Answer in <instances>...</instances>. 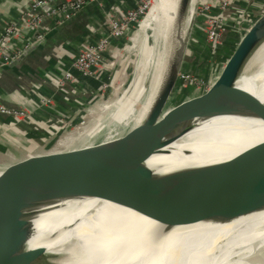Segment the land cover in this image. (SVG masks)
I'll list each match as a JSON object with an SVG mask.
<instances>
[{
  "label": "water",
  "instance_id": "95a60500",
  "mask_svg": "<svg viewBox=\"0 0 264 264\" xmlns=\"http://www.w3.org/2000/svg\"><path fill=\"white\" fill-rule=\"evenodd\" d=\"M192 3L196 10L198 0L177 3V15L167 29L170 42L162 80L139 125L135 126L136 118L150 90L138 109L132 105L116 120L117 127L96 143L30 153L0 164L1 171H8L0 179V250L27 248L33 232L32 210L52 198L82 184H102L108 193L113 184L152 175L155 169L147 161L192 129L196 120L236 115L264 121V103L237 85L264 44V2L185 70L192 23L186 32L184 29ZM52 5L55 3L44 9ZM35 46L8 64L19 61ZM127 122H132L129 128L123 125ZM110 192L109 198L115 196ZM131 207L156 215L165 231L178 224L228 222L264 210V145L235 161L184 168L174 181ZM28 251L34 258L24 264H32L44 254L43 248Z\"/></svg>",
  "mask_w": 264,
  "mask_h": 264
},
{
  "label": "bare ground",
  "instance_id": "6f19581e",
  "mask_svg": "<svg viewBox=\"0 0 264 264\" xmlns=\"http://www.w3.org/2000/svg\"><path fill=\"white\" fill-rule=\"evenodd\" d=\"M153 1L140 30H153L155 73L148 89L151 95L135 126L145 118L162 80L170 42L167 29L177 15L179 2ZM193 12L192 3L185 32ZM237 85L264 103V44ZM262 145L264 121L258 117L227 115L196 120L192 129L147 161L155 169L152 175L113 184L108 193L102 184H82L46 201H65L66 205L31 220L33 232L27 248H2L0 264H24L34 258L28 250L37 248H43L44 254L32 264H264V210L228 222L199 221L165 231V224L156 215L131 207L174 181L184 168L235 161ZM185 151L191 154L185 155ZM7 172L0 170V179ZM109 191L115 196L109 198Z\"/></svg>",
  "mask_w": 264,
  "mask_h": 264
},
{
  "label": "crops",
  "instance_id": "0c3cea01",
  "mask_svg": "<svg viewBox=\"0 0 264 264\" xmlns=\"http://www.w3.org/2000/svg\"><path fill=\"white\" fill-rule=\"evenodd\" d=\"M35 1L0 0V34L7 26L15 27L0 60L36 45L19 61L0 67V106L25 113L0 112V164L27 153L31 146L49 145L48 138L64 128L63 122L79 120L83 104L104 95L101 81L110 72L100 71L102 80H97L80 74L73 62L82 47L108 33L112 18L123 19L141 0L92 1L68 20L46 17L37 26L31 23ZM40 34L44 36L38 41ZM66 70L75 79L58 85L57 79Z\"/></svg>",
  "mask_w": 264,
  "mask_h": 264
},
{
  "label": "rangeland",
  "instance_id": "374dc122",
  "mask_svg": "<svg viewBox=\"0 0 264 264\" xmlns=\"http://www.w3.org/2000/svg\"><path fill=\"white\" fill-rule=\"evenodd\" d=\"M149 2L151 6L154 1L149 0ZM263 2L264 0H233L232 9L228 14L230 17L234 14L236 18L227 26V29H229L228 33L243 19L247 18L251 10L260 6ZM200 5V2H198L194 19V12L192 13L193 22L188 33L189 50L187 52L185 70L196 64L197 60L205 54L207 46L212 47L205 21L209 18L208 14H217V10L213 9L211 12L205 11L201 13L198 10ZM152 35V28H146L142 31L139 27L125 36L127 37L125 43L121 45L113 43L109 46L106 51L107 57L104 58L103 71L110 72L111 75L110 73L105 75L104 78L106 79L102 80L101 73H98L97 77L94 78L102 80L101 86L104 95L95 99L90 98L89 102L85 103L86 105L83 104L79 120L63 122L61 125L64 128H61L59 132L53 133V137L48 138L49 143L51 141L49 145L31 146V149L21 156L39 153L40 151L81 147L96 143L117 127L116 120L122 119L129 112L132 105L138 109L139 103H141L143 97L149 91L148 89H150L149 87L155 73V65L152 61V49L154 46ZM104 84H107V87H104ZM143 90L144 95H142ZM123 125L129 128L132 122H127ZM11 158L13 157L11 156ZM16 158L19 157H14L13 159ZM65 205V201L43 203L32 210L34 213L32 221L49 215Z\"/></svg>",
  "mask_w": 264,
  "mask_h": 264
},
{
  "label": "built area",
  "instance_id": "2783aa9c",
  "mask_svg": "<svg viewBox=\"0 0 264 264\" xmlns=\"http://www.w3.org/2000/svg\"><path fill=\"white\" fill-rule=\"evenodd\" d=\"M92 1L100 0H36L32 4L33 13H36H34L31 23L37 26L46 17L56 18L59 21L68 20L77 11L84 8ZM52 2H54L55 5L44 9L45 5H49ZM198 2L201 4L198 9L201 13L205 11L211 12L213 9L217 10V14H208L209 18L205 21L207 23L209 41L211 42V46L214 47L223 39V36L227 35L229 30L227 29V26H229L230 22L234 21L236 18V15L234 16L233 14L230 17L228 14L232 9L233 0H198ZM149 6V0H141L136 8L129 10L125 14L123 19L117 17L112 18L108 33L101 36L96 42L86 47H82L73 62V67L83 76L91 78L97 77L98 73L103 70L105 53L109 46H111L117 39L125 37L131 33V31L137 30L145 18ZM14 33L15 27L11 25L7 26L0 34V54L4 51L6 39ZM43 36V34H40L37 37V40H41ZM22 53V51H19L12 55L5 54L0 60V67L17 59ZM74 79L75 74L72 71L66 70L63 75L57 79V83L58 85H64L66 81ZM104 87H107V84H104ZM47 102H50V99L45 100V103ZM0 112L20 116L25 114L24 112H19L3 106H0Z\"/></svg>",
  "mask_w": 264,
  "mask_h": 264
},
{
  "label": "trees",
  "instance_id": "16d2710c",
  "mask_svg": "<svg viewBox=\"0 0 264 264\" xmlns=\"http://www.w3.org/2000/svg\"><path fill=\"white\" fill-rule=\"evenodd\" d=\"M212 47H209V46H207V49H206V52L205 53H207L210 49H211Z\"/></svg>",
  "mask_w": 264,
  "mask_h": 264
}]
</instances>
